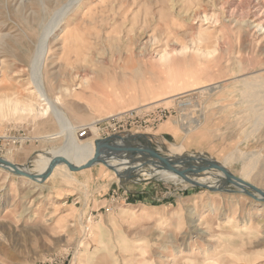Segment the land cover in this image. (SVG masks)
I'll return each mask as SVG.
<instances>
[{
    "label": "rangeland",
    "instance_id": "1",
    "mask_svg": "<svg viewBox=\"0 0 264 264\" xmlns=\"http://www.w3.org/2000/svg\"><path fill=\"white\" fill-rule=\"evenodd\" d=\"M68 1L0 0L9 165L65 151L30 64ZM39 70L77 144L176 146L200 165L185 174L223 177L204 164L213 159L264 191V93L245 92L248 78L264 87V0H79L47 34ZM160 106L168 116L155 125L139 113ZM42 164L37 176L0 167V264H264V200L233 184L211 190L144 171L120 179L101 161L64 175Z\"/></svg>",
    "mask_w": 264,
    "mask_h": 264
},
{
    "label": "bare ground",
    "instance_id": "2",
    "mask_svg": "<svg viewBox=\"0 0 264 264\" xmlns=\"http://www.w3.org/2000/svg\"><path fill=\"white\" fill-rule=\"evenodd\" d=\"M78 1L79 0H69L65 5H63L61 8H59L56 11V14L54 15L52 21H50L51 22L50 26L48 27L47 30L43 31L39 43L36 44L35 52L31 58V64H30L31 70H32V83H33L34 91L37 93L38 97L46 105L44 111L51 112L53 114V116L55 117L57 123L59 124L61 131L65 132L67 134L66 140H65L64 145H63V149L65 148V151L61 152L62 148H60V147H57V148L53 147V148L46 149L43 152L37 153L35 156H33L31 158V160H29V162H31V164H28L27 166L9 165L5 159L0 158V167L9 170L12 173H17L19 171H22V172H25V174H26V172L29 170V173L37 176L38 175L37 174L38 173V170H37L38 167H32V166L35 163H43L42 164L43 167L48 168L50 171L56 170L59 172H63L62 174L64 175V173H67L66 169H68V168L70 170L74 171V169L84 165L86 162L93 160V159H97V160H99V162L101 161L106 166L112 168L113 173L117 177H119L120 179L123 177H125V179H126L131 174H133V172L135 173V171L138 173L144 171V173L148 176L157 175V176H160L162 178L169 179V180L189 182L192 185H195V184L205 185L211 190L212 189L213 190L224 189L227 184H230V185L233 184L239 188L238 191L243 192V193L248 194V195H250V193H251L253 195L252 196L253 199L264 200L261 193H258L257 191H254L250 188V186H252V185L245 183L240 178H236V177L231 176L227 171L225 173L224 171L216 168L217 170L222 172L223 177H221L219 179L215 178L213 180L211 179V177L214 175L217 176L218 173L215 174V173L206 172V174H205V172L203 170L204 174L201 173V174H198L197 176H193L192 174H190V175L185 174V173H190V169H192L194 167L199 168L200 165L193 166L194 165L192 163L193 161H191V159H189V156H180L179 148L176 146L175 147H172V146L161 147V146H159L157 148H153L150 146L142 147V146H140L141 143H138L136 141V143H135L136 146H134L130 149H124V148H121L122 145H124V143H125V141H123V140H121L118 143L113 144V145L104 144L103 146H101L102 144L96 145V144H92L89 142L84 143V144H77L74 137H72L70 135L71 132H68V130H70V123L67 119L68 117H66V115L62 112V110L56 105L55 101L50 99L47 96V94L45 93V91L43 90L39 67H40L42 56H43V50H44L45 39L47 37V34L49 33L50 30L55 28V26H57L58 23H60L61 19L68 13V11L71 8H73L74 3L75 2L77 3ZM165 57H166L165 53L160 55L161 59H164ZM260 82H262V81H259L255 78L246 79V81H245V85H246L245 86L246 87L245 92L247 93V97L252 96L254 94H257V93H260V95L261 94L263 95L264 87L260 88V86L262 84ZM263 100H264V98H262L261 101H263ZM19 109L21 110V112L33 110L29 104L19 105ZM184 129L187 130L186 132L190 131V130H188L187 126ZM129 136H132V135H129ZM129 136H128V138H131ZM134 137H136V136H134ZM150 141H152V140H150ZM116 149H117V151H116ZM57 150H61V151L59 152ZM113 153H114V155H112ZM82 155L85 156L86 161L83 163H80V164H74L72 160L74 158L80 157ZM195 155L205 156V154L201 155L199 153L198 154L196 153ZM58 156L64 157L66 160L65 161H60V160L57 161L56 158ZM162 159H165V161H167L169 163V165L166 164L164 161H162ZM103 161H105V162H103ZM212 163H217L219 165H222V163L216 162L213 159H209L204 164L212 165ZM69 166H71V167H69ZM210 167L211 166H205V168H210ZM212 167H214V166H212ZM82 169H84V168H82ZM192 170H194V169H192ZM227 175L234 178L235 182H229ZM208 179H210V180H208ZM191 257L192 256L184 257L183 258L184 259L183 264H193L194 258H191Z\"/></svg>",
    "mask_w": 264,
    "mask_h": 264
},
{
    "label": "built area",
    "instance_id": "3",
    "mask_svg": "<svg viewBox=\"0 0 264 264\" xmlns=\"http://www.w3.org/2000/svg\"><path fill=\"white\" fill-rule=\"evenodd\" d=\"M139 113L144 115V116H147L148 117L147 120H150L149 122L152 125H155L156 123H158L159 121L163 120L164 118H166L168 116V115H166L167 109L164 106H160L158 108H152V109L141 108V109H139ZM78 130H79L80 136H82L86 133L85 128H79Z\"/></svg>",
    "mask_w": 264,
    "mask_h": 264
},
{
    "label": "water",
    "instance_id": "4",
    "mask_svg": "<svg viewBox=\"0 0 264 264\" xmlns=\"http://www.w3.org/2000/svg\"><path fill=\"white\" fill-rule=\"evenodd\" d=\"M56 160H57V161H59V160H60V161H65L66 159H65L64 157L58 156V157L56 158ZM162 161H164L166 164L169 165V163H168L167 161H165V159H162ZM66 162H67V161H66ZM97 162H99V160H97V159L90 160V161L86 162L84 165H82V166H80V167H78V168H76V169H74V170H78V169L86 168V167L90 166L91 164H94V163H97ZM103 162H105V161H103ZM212 165H213L215 168L220 169V170H222V171H224V172L226 173L225 169H224L221 165H219V164H217V163H212ZM69 167H71V166H69ZM17 173H19V174H21V175H26L25 172H22V171H19V172H17ZM227 177H228L229 182H235V179L232 178L231 176H228V175H227ZM250 188H251L252 190H254V191H257L258 193H261V195H262L263 198H264V192H263V191L259 190V189L256 188L255 186H250ZM250 196H253V195L250 193Z\"/></svg>",
    "mask_w": 264,
    "mask_h": 264
},
{
    "label": "crops",
    "instance_id": "5",
    "mask_svg": "<svg viewBox=\"0 0 264 264\" xmlns=\"http://www.w3.org/2000/svg\"><path fill=\"white\" fill-rule=\"evenodd\" d=\"M84 170V169H83Z\"/></svg>",
    "mask_w": 264,
    "mask_h": 264
}]
</instances>
